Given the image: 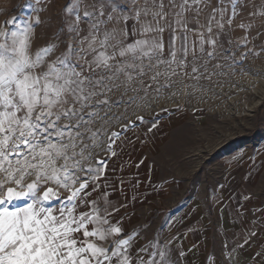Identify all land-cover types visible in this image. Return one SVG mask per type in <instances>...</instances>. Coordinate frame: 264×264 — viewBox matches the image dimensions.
Masks as SVG:
<instances>
[{"label": "snow or ice", "instance_id": "6c2138e0", "mask_svg": "<svg viewBox=\"0 0 264 264\" xmlns=\"http://www.w3.org/2000/svg\"><path fill=\"white\" fill-rule=\"evenodd\" d=\"M48 3L25 0L28 14L0 25V264H171L167 244L133 251L139 232L112 222L107 192L90 197L109 187L117 142L145 122L130 115L219 74L220 34L247 4L217 0L202 24L212 0H68L34 50Z\"/></svg>", "mask_w": 264, "mask_h": 264}, {"label": "rangeland", "instance_id": "374dc122", "mask_svg": "<svg viewBox=\"0 0 264 264\" xmlns=\"http://www.w3.org/2000/svg\"><path fill=\"white\" fill-rule=\"evenodd\" d=\"M216 5L217 0H212L201 15L210 13ZM218 52L227 59L211 62L210 70L216 63L223 65L215 70L219 74L213 75L211 81L202 79L197 90L188 88L187 94L181 91L170 99L165 93L150 109L128 117L136 121L137 116H142L145 122L137 121V126L127 133L123 149L129 150L118 161L119 167L123 164L124 170H128L123 179L125 185L136 191V202H145L140 207L143 222L134 230L144 237L150 235L152 239L147 241L159 242L165 213L183 203L181 200L167 208L150 209L148 188L155 180L171 177L182 183L186 190L183 196L197 193L202 187L211 196L209 189L222 178L227 156L239 146H252L264 137V45L241 44ZM153 122L157 127L149 132ZM175 190L176 199L179 188ZM15 203L23 206L24 202ZM204 212L208 218L216 219L208 201ZM212 245H216L215 240ZM216 259L218 264H230L222 257ZM249 261L264 264V257ZM235 264L243 263L237 260Z\"/></svg>", "mask_w": 264, "mask_h": 264}, {"label": "crops", "instance_id": "0c3cea01", "mask_svg": "<svg viewBox=\"0 0 264 264\" xmlns=\"http://www.w3.org/2000/svg\"><path fill=\"white\" fill-rule=\"evenodd\" d=\"M24 2L25 0H0V25L13 16H26L27 10L18 7ZM67 2L68 0H50L46 10L39 14L43 23L35 30L34 50L47 45L60 29L62 11ZM244 2L247 6L239 9L240 14L233 19L232 24L225 23L224 31L218 41L222 45L219 49L241 44L264 45V15H249L264 10V0H244ZM38 7L43 8L44 3L42 2ZM208 15L209 13L200 15L202 24L207 23ZM241 24L245 27L241 28ZM213 30L219 31L215 27ZM168 38L169 34L166 32V42ZM123 142H117L118 154L108 162L106 176L109 187H101L90 199H96L104 192L109 194L108 199L112 202V206L119 209L113 214L112 222L122 221L125 235L143 222L140 207L145 202H136L134 197L136 191L131 190L132 186L125 185L123 177H126L128 170H124L123 164L119 167L120 161H118V158L124 153L126 155L129 150L123 149L125 143ZM182 186V183H177L170 177L165 181L155 180L148 188L147 206L150 209L167 208L183 200L175 210L164 212L167 217L157 239L161 247L167 244L165 250H170L168 258L171 264H218L216 258L220 257L227 259L230 264H235L237 260L244 264L251 258L264 257V137L252 146H239L227 156L222 178L218 182L215 181L213 189H209L211 196L205 194L203 187L197 193L183 196L186 190ZM177 187L179 193L175 199L173 195ZM206 201L209 202L216 219L212 220L206 216L204 212ZM62 204L63 200L53 199L45 206L57 208ZM100 206H104L102 201ZM151 239L150 235L144 237L139 231L133 251L145 246L149 243L147 240ZM213 240L215 246L212 245ZM181 252L184 253L183 257L180 255ZM145 258L147 259V254ZM245 264H251V261Z\"/></svg>", "mask_w": 264, "mask_h": 264}, {"label": "bare ground", "instance_id": "6f19581e", "mask_svg": "<svg viewBox=\"0 0 264 264\" xmlns=\"http://www.w3.org/2000/svg\"><path fill=\"white\" fill-rule=\"evenodd\" d=\"M245 112V109L242 111V113H244ZM230 114V113H229ZM241 114V113H240Z\"/></svg>", "mask_w": 264, "mask_h": 264}, {"label": "trees", "instance_id": "16d2710c", "mask_svg": "<svg viewBox=\"0 0 264 264\" xmlns=\"http://www.w3.org/2000/svg\"><path fill=\"white\" fill-rule=\"evenodd\" d=\"M15 11V9L13 10V12Z\"/></svg>", "mask_w": 264, "mask_h": 264}]
</instances>
